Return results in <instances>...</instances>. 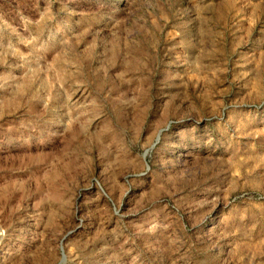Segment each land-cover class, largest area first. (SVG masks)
Listing matches in <instances>:
<instances>
[{
    "label": "rangeland",
    "instance_id": "obj_1",
    "mask_svg": "<svg viewBox=\"0 0 264 264\" xmlns=\"http://www.w3.org/2000/svg\"><path fill=\"white\" fill-rule=\"evenodd\" d=\"M264 264V0H0V264Z\"/></svg>",
    "mask_w": 264,
    "mask_h": 264
},
{
    "label": "bare ground",
    "instance_id": "obj_2",
    "mask_svg": "<svg viewBox=\"0 0 264 264\" xmlns=\"http://www.w3.org/2000/svg\"><path fill=\"white\" fill-rule=\"evenodd\" d=\"M63 264H65V260H64Z\"/></svg>",
    "mask_w": 264,
    "mask_h": 264
}]
</instances>
